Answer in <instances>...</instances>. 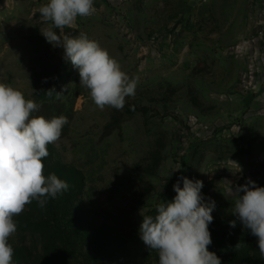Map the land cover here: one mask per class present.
I'll use <instances>...</instances> for the list:
<instances>
[{
  "label": "rangeland",
  "instance_id": "374dc122",
  "mask_svg": "<svg viewBox=\"0 0 264 264\" xmlns=\"http://www.w3.org/2000/svg\"><path fill=\"white\" fill-rule=\"evenodd\" d=\"M47 2L0 0V83L42 105L37 116L68 119L43 164L69 190L14 217L13 264H159L140 238L142 215L172 201L181 177L201 180L204 202L215 201L209 251L221 264H264L230 193L249 179L264 187V9L256 0H94V14L64 34L85 33L138 78L122 110H100L64 49L41 34ZM54 81L59 97L45 92Z\"/></svg>",
  "mask_w": 264,
  "mask_h": 264
},
{
  "label": "clouds",
  "instance_id": "9594fccd",
  "mask_svg": "<svg viewBox=\"0 0 264 264\" xmlns=\"http://www.w3.org/2000/svg\"><path fill=\"white\" fill-rule=\"evenodd\" d=\"M38 11L51 25L40 30L41 34L54 47L64 49V59L78 69L80 85L94 104L100 110L106 106L122 110L126 98L135 97L138 78H130L120 63L85 33L71 37L63 32L73 27L78 17L94 14V0H48ZM54 29H59V34ZM45 92L49 97L61 95L54 88ZM40 106L20 90L0 83V264H13L9 238L17 231L14 217L33 201L43 209L49 198L70 187L54 173L45 176L43 164L49 155L47 146L61 138L68 119L64 115L51 119L32 116ZM181 179L183 187L179 181L173 185V200L155 205V216L141 214L140 238L158 253L159 264H221L216 253L209 251L215 201L204 202L201 180ZM230 193L235 198L232 214L257 238L264 259V187L249 179ZM229 223L236 226L235 221Z\"/></svg>",
  "mask_w": 264,
  "mask_h": 264
},
{
  "label": "trees",
  "instance_id": "16d2710c",
  "mask_svg": "<svg viewBox=\"0 0 264 264\" xmlns=\"http://www.w3.org/2000/svg\"><path fill=\"white\" fill-rule=\"evenodd\" d=\"M75 33H76V32H75ZM62 55H64V53H63ZM62 55H61V56H62ZM61 58H62V57H61ZM62 59H64V58H62ZM71 67H73V66H71ZM59 70H61V69H59ZM61 72H63V71H60V73H59L61 76L58 75V76H59L58 79H60V82H61V80H62V74H61ZM60 82H59V84H64V83H65L63 80H62L61 83H60ZM56 83H58V81H54L53 83H51V84H50L51 86H50L48 89H49V90H50V89H53V88H54L53 86H54ZM58 86H59V85H58ZM58 86H57V87H58ZM55 90L57 91V88H56ZM42 109H43V108H42V105H41L38 111L32 113L33 116H37V115H39V113H40V111H41ZM55 116H56V115H55ZM55 116H54V117H55ZM57 116H59V115H57Z\"/></svg>",
  "mask_w": 264,
  "mask_h": 264
},
{
  "label": "built area",
  "instance_id": "2783aa9c",
  "mask_svg": "<svg viewBox=\"0 0 264 264\" xmlns=\"http://www.w3.org/2000/svg\"><path fill=\"white\" fill-rule=\"evenodd\" d=\"M256 1H257V4H258L259 6H261V8L264 9V0H256Z\"/></svg>",
  "mask_w": 264,
  "mask_h": 264
}]
</instances>
